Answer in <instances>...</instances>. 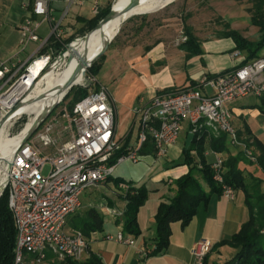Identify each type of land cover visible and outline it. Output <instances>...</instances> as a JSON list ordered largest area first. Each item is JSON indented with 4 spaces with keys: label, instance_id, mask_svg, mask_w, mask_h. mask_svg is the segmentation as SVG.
Wrapping results in <instances>:
<instances>
[{
    "label": "built area",
    "instance_id": "2783aa9c",
    "mask_svg": "<svg viewBox=\"0 0 264 264\" xmlns=\"http://www.w3.org/2000/svg\"><path fill=\"white\" fill-rule=\"evenodd\" d=\"M59 1L20 0L26 14L17 25L18 44L22 48L29 42L37 44L24 62L0 59V119L48 67L53 52L50 45L53 42L63 45V20L77 0H64L61 15L56 17L52 13L53 5ZM43 24L46 31L40 37ZM45 48L47 51L43 52ZM37 61L42 64L35 74L32 66ZM242 61L215 76L201 77L196 86L140 100L133 110L134 122L138 124L136 141L113 164H108V159L120 145L115 136L114 110L105 89L89 92L65 115L68 125L63 128L73 127L69 139L56 144L58 135H53V121L32 133L34 141L53 147L50 153L42 155L31 137L21 140L11 152L10 167L7 164L4 167L0 186V194L7 188L8 207L15 227L14 264H51L53 260L60 262L67 258L82 260L88 241L80 230L65 228L67 218L80 208L84 191L106 182L115 165L126 160L140 162V149L147 140L152 141L156 157L163 156L177 142L183 127L194 137L209 140L225 134L229 144H237L227 103L264 93V54ZM205 87L211 92L204 91ZM246 155L254 159L250 150L246 149ZM223 162L222 157L216 156L209 163L212 179L220 185L221 195L233 200L235 190L224 182ZM117 186L122 190L128 188L125 181H119ZM107 211L121 222L123 209L108 208ZM104 237L126 245L134 243L133 237L122 230ZM210 247L208 240H198L191 248L193 264H200Z\"/></svg>",
    "mask_w": 264,
    "mask_h": 264
},
{
    "label": "crops",
    "instance_id": "0c3cea01",
    "mask_svg": "<svg viewBox=\"0 0 264 264\" xmlns=\"http://www.w3.org/2000/svg\"><path fill=\"white\" fill-rule=\"evenodd\" d=\"M15 1L17 12L11 19V25L18 34L17 25L26 11L21 7L20 0ZM99 1L101 0H77L74 3L73 13H79L87 8L92 10L95 8L93 3H99ZM63 5L64 0L54 3L52 12L54 16L57 17ZM101 9L98 8L97 12ZM33 43L29 42L25 46L28 47ZM25 46L19 50L18 55L26 51ZM35 46L28 52L26 51L25 56L19 57L17 61H26L32 55ZM201 48V54L186 57L185 51L178 46L166 50L159 43L146 51L128 56L122 61L125 67L118 70L116 74L113 73V65L105 70L103 74L105 78L101 83L106 87L109 101L114 110L115 136L123 139L126 134H129L127 147L133 145L130 128L135 125L133 110L140 100L149 99L159 93L192 86L191 83H195L196 86L201 77H211L230 70L245 57L243 53L234 48L232 39L227 37L204 41L201 43ZM263 54L264 50L262 49L259 55ZM102 69L103 66L100 71ZM109 80H112L110 84L117 81L115 98L112 97L106 84ZM204 91L211 92L208 87H205ZM114 99L119 104L118 108L115 107ZM227 106L231 111V121L236 129L238 143L231 145L228 142L224 151L217 152L210 148L209 140L205 139L203 156L206 162L210 163L216 156L225 160L229 155H235L241 151L242 159L237 164L238 168L247 177L252 175L262 179L261 190L264 192V174L246 155V143L257 141L264 145V93L261 96L246 95L237 98L227 103ZM182 130L184 132L183 142L179 145L177 140L165 153H173L172 157L178 153L179 160L187 135L186 128L183 127ZM249 150L252 154H256V148L252 144ZM192 154H195V151H192ZM152 164H144L142 161L137 163L123 161L115 165L113 174L106 182L84 191L81 196L80 208L67 218L68 230L73 229L74 218L76 216L84 217L90 208H95L103 216L102 231H93L86 237L88 249L84 258L88 256L89 252H92L100 257L103 264H193L194 257L191 248L198 240L206 239L213 245L237 232L247 219V207L241 190L235 191L233 200L213 193L206 205L198 206L196 213L187 225L182 227L177 221L170 224L169 244L164 252L146 256V250L153 246L154 215L157 206L161 201H166L174 195L172 180L188 170L187 165L178 163L174 165L172 171H167L162 176L151 173ZM117 179L131 181L135 185L144 184L149 190L145 203L137 213V225L140 233L136 236L124 233L133 237V245L122 244L104 237L106 234L115 235L122 230V223L112 218L107 211L108 208L121 210L125 207V200L120 197L121 189L115 185ZM205 189L207 190L206 186ZM234 251L228 245L220 246L218 252L211 255V260L213 264H222L225 259L233 256Z\"/></svg>",
    "mask_w": 264,
    "mask_h": 264
},
{
    "label": "trees",
    "instance_id": "16d2710c",
    "mask_svg": "<svg viewBox=\"0 0 264 264\" xmlns=\"http://www.w3.org/2000/svg\"><path fill=\"white\" fill-rule=\"evenodd\" d=\"M252 4V24L258 26L260 37L256 41H250L241 35L237 30L227 29L220 32L221 37H227L234 42V48L244 54L243 62L254 59L259 52L264 50V0H251ZM111 4H107L94 16L82 18L85 24L81 34L91 30L97 22L109 11ZM186 38L178 44V47L185 51L186 57L199 55L202 53L200 41L189 31H186ZM71 41V38L63 40V45L53 42L50 46L53 52L50 54L54 58L64 46ZM47 48L43 50L46 52ZM42 52V53H43ZM100 60L104 59L102 55ZM101 62H93L87 69V73L96 76L101 69ZM195 86V83H191ZM87 86H79L72 95L75 102L87 95ZM75 86L71 87L65 94L64 99L68 98ZM73 104V105H74ZM73 107V106H72ZM72 112V108H71ZM209 146L212 150L221 152L227 147L228 140L225 134L217 137H210ZM204 137H194L189 148H182L179 164H185L188 170L172 180L174 185V195L166 201H161L156 209L154 219L153 246L147 249L146 256H152L165 251L169 244L170 224L179 222L182 227L188 224L197 211L200 204L206 205L213 193L221 194V187L212 179V170L209 163L203 156ZM128 139L114 151L108 159V164H113L116 158L127 152ZM255 146L256 154L253 153L252 160L264 174V145L254 141L246 143V149ZM154 146L151 140H147L140 149V155L154 154ZM195 151V154H192ZM198 157V160H196ZM242 159L241 151L235 155H229L223 162V179L226 184L236 190H241L244 195V203L247 207V219L241 224L237 232L211 245L208 252L204 255L200 264H213L211 255L217 253L220 246L228 245L235 251L232 257L225 259L222 264H264V192L261 190L262 179L255 176H245L237 164ZM120 180H115V185ZM126 190L120 192V197L125 200V207L121 218L122 230L124 233L138 235L140 230L137 225V213L139 208L145 203L149 190L144 184L135 185L131 181ZM207 187V190L205 189ZM72 228L80 230L85 237L93 231H102L103 216L90 208L84 217L74 218ZM15 247V227L12 214L8 207L7 188L0 194V264H14ZM58 264H103L100 257L95 253L89 252L83 260L65 259Z\"/></svg>",
    "mask_w": 264,
    "mask_h": 264
},
{
    "label": "rangeland",
    "instance_id": "374dc122",
    "mask_svg": "<svg viewBox=\"0 0 264 264\" xmlns=\"http://www.w3.org/2000/svg\"><path fill=\"white\" fill-rule=\"evenodd\" d=\"M114 0H101L99 3H93L95 8H87V10L79 13H73L75 4H72L67 11V14L63 20V40L71 38V43L74 39L82 37V28L85 24L82 22V18H90L97 13L98 8H103L107 4H113ZM66 3H64L65 6ZM252 4L251 0H172L165 6L145 14H137L130 16L118 27L120 30L118 34L111 40L104 54L103 60L97 58L94 62L100 63L103 69L100 74L92 76L85 71L82 74V81L79 84L74 85L75 88L71 92L68 98L61 99L47 115L46 119L38 126V130L48 122H54L55 128L53 135L57 136L56 144L69 139L72 133L71 128H63L67 126L68 122L65 115L71 113L74 100L72 98L73 92L79 86H85L87 79L89 84L86 87L87 94L93 90L105 89V85L101 82L104 81L103 75L106 69H109L113 65V73H117L118 70H122L125 66L122 62L128 56H134L140 52L148 50V48L155 46L159 43L164 46L166 50L174 49L186 38V31H189L195 36L200 43L222 38L220 32L227 29L237 30L241 35L250 41H256L260 37V30L258 26L252 24ZM63 10V9H62ZM17 12V5L15 0H0V59L10 62H16L17 59L23 58L25 52L29 51L37 43L29 44L25 46V52L18 55L22 45L18 44V34L12 28V17ZM61 11L57 14L59 17ZM66 20V21H65ZM65 22V23H64ZM11 29V31H10ZM118 29V28H117ZM45 24H43L39 30L40 37H43L45 33ZM57 56L51 58L48 67L37 78L34 85L25 91L20 100H23L26 96L31 95L38 89H43L46 86L45 74L50 69L54 73H59L63 70L66 64V57H62L57 62ZM64 59V60H63ZM108 61V63H107ZM101 66V67H102ZM117 66V69H115ZM114 74V75H115ZM112 80L107 81V86L112 97L115 98L116 83L110 84ZM115 107L118 108L119 104L114 99ZM28 116L21 114L12 119L4 128V133L7 136H13L17 134L27 121ZM138 124L130 128L132 137V143L134 144L137 137ZM129 134L123 139L118 138L119 145L121 146L123 141L128 138ZM34 147L42 154L45 155L53 150V147H44L39 142L34 141L33 135L30 136ZM184 140L183 130L180 132L177 144H181ZM179 144V145H180ZM173 153L165 154L162 157H156L155 154L144 155L140 158L144 164H152L153 169L151 173L165 175L167 171H172L175 164L179 163L178 153L174 157ZM155 161V162H154ZM2 161L0 165V186L4 176V164ZM47 167L45 168V172ZM98 186V185H97ZM94 186V187H97ZM91 187V188H94ZM66 229H69V224L66 223ZM83 260V259H82ZM59 261L53 260L51 264H58ZM34 264V263H32Z\"/></svg>",
    "mask_w": 264,
    "mask_h": 264
},
{
    "label": "bare ground",
    "instance_id": "6f19581e",
    "mask_svg": "<svg viewBox=\"0 0 264 264\" xmlns=\"http://www.w3.org/2000/svg\"><path fill=\"white\" fill-rule=\"evenodd\" d=\"M127 1L128 0H114L112 4L113 8L117 10ZM171 1L172 0H140V3L131 11L132 15L130 16L151 13ZM121 21L122 17L114 18L102 27L92 30L85 39L81 37L74 39L63 55V57L69 54L72 56L70 62L64 65L63 70L59 73H54L49 69L45 74V88L38 89L31 95L26 96L12 115L3 123H0V165L2 161L6 162L7 160H10L12 150L21 142L36 118L54 102H57L62 98V88L74 65L77 64L85 55L90 57L93 53L99 50L104 43L105 38H107L106 36L111 38L116 33L118 26L122 23ZM41 64L42 61H37L32 66V70L35 74L41 67ZM81 81L82 73H79L76 79V84H79ZM38 97H41V99H38ZM21 114H26L28 119L20 131L10 137L5 135L4 128L6 125L16 116ZM5 166L6 163L4 164V167Z\"/></svg>",
    "mask_w": 264,
    "mask_h": 264
},
{
    "label": "water",
    "instance_id": "95a60500",
    "mask_svg": "<svg viewBox=\"0 0 264 264\" xmlns=\"http://www.w3.org/2000/svg\"><path fill=\"white\" fill-rule=\"evenodd\" d=\"M140 3V0H128L127 2H125L121 7H119L117 10H115L113 8V5H111L109 11L104 15L103 18H101L97 24L91 29L89 30L87 33H85L81 38L85 39L88 34L95 29H98L100 27H102L104 24H106L107 22L111 21L114 18H119L122 17V21L124 22L127 18L130 17L131 11ZM120 30V27H118L116 33L109 38V36H106L107 38H105L104 43L102 44V46L99 48V50H97L95 53H93L90 57H88L87 55H85L84 57H82L79 62L77 64L74 65V67L72 68L70 74L68 75L67 79L65 80L64 86H63V94H62V98L63 96L68 92V90L73 87L74 85H76V79L79 73H82L83 75L85 74L86 69L97 59L99 58L102 54H104V52L106 51L108 45L110 44L111 40L118 34ZM70 45V43H67L64 48L57 54V61L60 60L65 51L67 50L68 46ZM72 56L71 54L67 55L66 57V61L65 63L70 62ZM64 60V59H63ZM89 80L87 79L85 86H87L89 84ZM61 98V99H62ZM38 99H41V97H38ZM60 99V100H61ZM59 100V101H60ZM54 102L51 106H49L44 112H42L37 118L36 120L33 122L31 128L28 130V132L26 133V135L24 136V138L22 139V141H26L31 135L32 133L37 130L38 126L46 119L47 115L50 113V111L53 109V107L59 102ZM22 103V100H19L13 107L9 108L5 114L1 117L0 119V123H3L4 121H6L11 115L12 113L19 107V105ZM194 138V134L193 133H187L185 141H184V148L188 149L192 140ZM7 167L9 168L11 165V162L9 160L6 161Z\"/></svg>",
    "mask_w": 264,
    "mask_h": 264
}]
</instances>
